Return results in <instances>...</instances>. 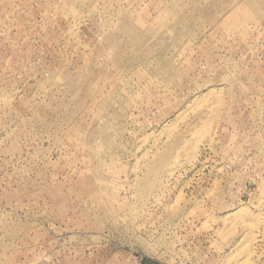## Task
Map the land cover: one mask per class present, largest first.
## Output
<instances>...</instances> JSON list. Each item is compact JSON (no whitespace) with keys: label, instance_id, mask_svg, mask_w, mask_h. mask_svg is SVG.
I'll return each mask as SVG.
<instances>
[{"label":"rangeland","instance_id":"obj_1","mask_svg":"<svg viewBox=\"0 0 264 264\" xmlns=\"http://www.w3.org/2000/svg\"><path fill=\"white\" fill-rule=\"evenodd\" d=\"M0 264H264V0H0Z\"/></svg>","mask_w":264,"mask_h":264}]
</instances>
